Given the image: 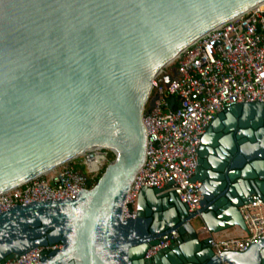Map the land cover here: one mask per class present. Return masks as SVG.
Instances as JSON below:
<instances>
[{"label": "water", "instance_id": "1", "mask_svg": "<svg viewBox=\"0 0 264 264\" xmlns=\"http://www.w3.org/2000/svg\"><path fill=\"white\" fill-rule=\"evenodd\" d=\"M259 1L0 0V192L91 148L114 154L75 198L0 211V264L55 242L62 246L42 251L37 264H264V235L245 250L217 254L200 234L201 226L247 230L239 206L254 193L264 200L263 101L231 104L202 133L193 174L198 209L189 211L173 191L142 186L136 215L122 217L145 157L141 114L151 78L182 48ZM171 79L164 75L166 84ZM230 129L234 145L222 136ZM173 229L177 237L144 257Z\"/></svg>", "mask_w": 264, "mask_h": 264}, {"label": "built area", "instance_id": "2", "mask_svg": "<svg viewBox=\"0 0 264 264\" xmlns=\"http://www.w3.org/2000/svg\"><path fill=\"white\" fill-rule=\"evenodd\" d=\"M174 60L173 69L163 67L150 81L141 114L146 131L145 157L127 190L123 218L136 215L142 186L173 191L189 211L200 207V181L194 180L193 174L205 128L217 112L231 104L264 102V0L198 37L182 48ZM165 74L172 76L168 84ZM108 151L111 150L105 147L85 150L75 156L80 157L79 161L70 158L1 191L0 211L34 200L75 198L82 188L96 182L109 162ZM87 152L92 153L91 160L86 158ZM250 197V201L239 206L247 230L235 226L237 232L230 233L229 229L209 231L201 226V236L207 238L215 253L245 250L264 235V200L255 193ZM178 234L171 230L167 239L150 245L144 257L167 246ZM61 246L60 242L38 245L1 264H37L42 251Z\"/></svg>", "mask_w": 264, "mask_h": 264}, {"label": "flooded vegetation", "instance_id": "3", "mask_svg": "<svg viewBox=\"0 0 264 264\" xmlns=\"http://www.w3.org/2000/svg\"><path fill=\"white\" fill-rule=\"evenodd\" d=\"M217 113L214 115V117L212 118V120L216 117ZM212 120L210 121V123L207 125V127L205 128L204 131L207 130L208 126H210V124L212 123ZM217 125H219V123L217 122ZM227 125L230 127V128H233L235 129L237 127V119L235 117H231L229 120H228V123ZM241 131L243 133H245L246 135L248 134H251L253 135V130H251L249 127H244L241 129ZM216 136L217 134L215 132H213L211 129H209V131L207 132V135H206V139L207 140H210V141H213L216 139ZM222 136L223 138L230 144H236V137H235V132L230 129L226 132H223L222 133ZM253 142H249V144H251ZM252 264H261L259 260L257 261H254Z\"/></svg>", "mask_w": 264, "mask_h": 264}, {"label": "rangeland", "instance_id": "4", "mask_svg": "<svg viewBox=\"0 0 264 264\" xmlns=\"http://www.w3.org/2000/svg\"><path fill=\"white\" fill-rule=\"evenodd\" d=\"M174 67H175V60H174V58L164 66V68L166 70L173 69ZM79 159H80L79 156L78 157H74V160L75 161H79Z\"/></svg>", "mask_w": 264, "mask_h": 264}, {"label": "trees", "instance_id": "5", "mask_svg": "<svg viewBox=\"0 0 264 264\" xmlns=\"http://www.w3.org/2000/svg\"><path fill=\"white\" fill-rule=\"evenodd\" d=\"M171 97H172V96H170V98H171ZM174 104H175V102L173 103V106H174ZM113 157H114L113 152H112V151H108V160L110 161L111 159H113ZM87 184L90 186V185H91V182L88 181Z\"/></svg>", "mask_w": 264, "mask_h": 264}, {"label": "crops", "instance_id": "6", "mask_svg": "<svg viewBox=\"0 0 264 264\" xmlns=\"http://www.w3.org/2000/svg\"><path fill=\"white\" fill-rule=\"evenodd\" d=\"M229 232H230V233H236L237 230H236V229H232V230H230Z\"/></svg>", "mask_w": 264, "mask_h": 264}, {"label": "bare ground", "instance_id": "7", "mask_svg": "<svg viewBox=\"0 0 264 264\" xmlns=\"http://www.w3.org/2000/svg\"><path fill=\"white\" fill-rule=\"evenodd\" d=\"M262 1V0H261ZM261 1H259L258 3H260ZM258 3H256V4H258ZM255 5V4H254ZM253 6V5H252Z\"/></svg>", "mask_w": 264, "mask_h": 264}]
</instances>
